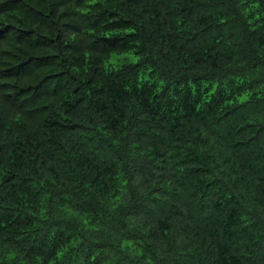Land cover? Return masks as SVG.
<instances>
[{
    "label": "trees",
    "instance_id": "trees-1",
    "mask_svg": "<svg viewBox=\"0 0 264 264\" xmlns=\"http://www.w3.org/2000/svg\"><path fill=\"white\" fill-rule=\"evenodd\" d=\"M0 264H264V0H0Z\"/></svg>",
    "mask_w": 264,
    "mask_h": 264
},
{
    "label": "rangeland",
    "instance_id": "rangeland-1",
    "mask_svg": "<svg viewBox=\"0 0 264 264\" xmlns=\"http://www.w3.org/2000/svg\"><path fill=\"white\" fill-rule=\"evenodd\" d=\"M138 60V57L133 52H125L122 54H115L111 58L110 62L114 64H120V63H134Z\"/></svg>",
    "mask_w": 264,
    "mask_h": 264
}]
</instances>
